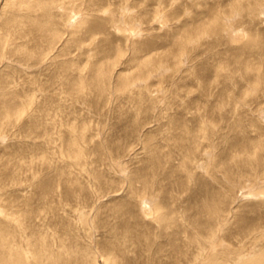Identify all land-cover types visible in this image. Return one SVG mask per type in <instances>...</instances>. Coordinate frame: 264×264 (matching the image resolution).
<instances>
[{
	"label": "rangeland",
	"instance_id": "1",
	"mask_svg": "<svg viewBox=\"0 0 264 264\" xmlns=\"http://www.w3.org/2000/svg\"><path fill=\"white\" fill-rule=\"evenodd\" d=\"M0 1V38L5 39L0 42V118L8 103L18 112L13 124L0 131V210L26 204L31 218L43 215L47 224L54 220L61 239L83 264L99 261L104 249L113 251L108 264H192L198 254L197 229L203 228L216 230L220 244L213 250L221 260L233 257L231 262L238 263L236 255L245 245L252 247L249 260L258 256L264 263V183L233 167L245 152L263 149L264 160V0H45L50 2L48 20L63 33L52 50L42 34L27 29L32 14L17 6L25 0ZM129 4H136L137 11L126 26L118 10ZM235 6L243 7L234 31L243 33L242 43L227 44L223 21L220 33L202 46L188 40L191 33L186 34L188 46L177 47L184 32H195L214 12L233 17ZM13 18L21 23L18 30L7 28ZM255 33L259 46L245 47ZM211 43L216 45L211 48ZM135 46L154 49L153 58L144 57L139 69L131 62ZM177 48L185 64L175 59ZM100 65L113 68V85H101L108 90L102 98L91 86ZM119 77L125 90L110 91ZM43 131L56 132V146H49L48 153L56 171L43 170L30 188L11 185L13 177L32 181L26 166L21 171L14 166L45 147L44 139H38ZM196 141L203 146L188 177L181 168L183 150ZM156 156L160 167L153 164ZM224 168L235 170L231 184L220 171ZM145 174L164 187L156 200L141 199L133 190H141L138 181ZM59 179L56 196L51 189ZM140 200L162 208L171 220L168 232L161 233ZM215 206L225 207L224 216L217 224H205ZM84 216L93 220L88 229ZM116 234L128 237L117 239Z\"/></svg>",
	"mask_w": 264,
	"mask_h": 264
},
{
	"label": "bare ground",
	"instance_id": "2",
	"mask_svg": "<svg viewBox=\"0 0 264 264\" xmlns=\"http://www.w3.org/2000/svg\"><path fill=\"white\" fill-rule=\"evenodd\" d=\"M9 1V0H8ZM50 1V0H49ZM56 1V0H54ZM53 1V2H54ZM1 2V1H0ZM3 2V0H2ZM91 2V0H90ZM252 2V1H251ZM5 3V2H4ZM17 6L18 8L23 7V9H26L29 13V15H36V17H33L31 15V18H29V16L27 18L28 19V28L30 34L33 33V31L38 32L40 34L43 35V41H45L46 45H50L52 49L55 48V45L58 43V41L61 39V35L63 34L60 30H59V26L55 25L54 26V21L52 22L49 21L50 18L49 17V5L50 2H47L45 0H25V1H17ZM73 3V1L71 2ZM134 3V2H133ZM91 5V4H90ZM253 5V4H252ZM216 6V5H215ZM120 7V6H119ZM17 8V9H18ZM103 8V7H102ZM133 9V10H132ZM137 9V5L136 4H129L126 5L125 8H119L118 12H120V18L121 20L124 19V24L127 25H132L133 23H131V18L133 17L135 20V16H136V10ZM188 9V8H187ZM234 12H236L233 17H229L227 16V14L222 13V11H220L221 15H217V12L214 14H212L211 18L207 17V22L208 23H202L199 26H195L196 30L195 32L191 30H188L186 32H184L183 34V39H181V41H178L176 44L178 45L177 47H181L182 45L188 46L187 42H185L186 39V34L191 35L194 34L193 36L188 37V40H194V47L198 45H201L203 42L207 41L206 39H209V37H211L212 35H218L220 33V29L222 26H220V23H222L223 21H225V24L223 25V28H225L227 30L228 37L226 38V42L229 45H234V43H242L240 35L242 36V34H237L234 33L235 28H237L238 26H235V23L237 21H240L239 18L240 17V10H243V7H238L235 6L234 8ZM258 9V8H257ZM68 10V8H67ZM129 10H132L133 12L129 15L128 12ZM25 11V10H24ZM102 11V10H101ZM264 11V10H263ZM23 12V11H22ZM21 12V13H22ZM86 12V11H85ZM227 12V11H226ZM20 13V12H18ZM27 13V12H26ZM38 13H41V17L39 16ZM15 14V13H13ZM124 14V17L122 16ZM189 15V13H188ZM14 16V15H13ZM20 16V15H19ZM18 17V16H17ZM15 17V18H17ZM22 17L24 18V16L22 15ZM243 17V16H242ZM20 18V17H18ZM17 18V19H18ZM22 18V19H23ZM58 18V17H57ZM110 18V17H109ZM137 18V17H136ZM26 19V18H25ZM49 19V20H48ZM111 19V18H110ZM119 19V18H118ZM117 19V20H118ZM24 20V19H23ZM232 20L234 21V23L232 24ZM105 21V20H104ZM138 21V20H137ZM197 21V20H196ZM206 21V20H205ZM236 21V22H235ZM20 22V21H19ZM113 20V23L116 25L117 22ZM119 22V20H118ZM134 22V21H133ZM203 22V21H202ZM102 23V22H101ZM239 24V22H237ZM21 23L16 22V19H10V21L8 22L7 28L9 26V29H13L16 28L18 30V27L20 26ZM25 24V21H24ZM23 24V25H24ZM236 24V25H238ZM26 25V24H25ZM104 25V24H103ZM119 25V24H118ZM219 25V26H218ZM211 26H216L215 30H211L210 32V28ZM122 27V26H121ZM219 27V28H218ZM193 28V27H191ZM202 28V29H200ZM26 29V27H25ZM61 29V26H60ZM121 29V28H120ZM122 29H128V27H122ZM245 29V28H244ZM75 30V29H74ZM204 31V35L202 34ZM244 31V30H243ZM13 32V31H12ZM14 32H16L14 30ZM20 32V31H19ZM28 32V35H29ZM35 32H34V37H35ZM123 32V31H122ZM188 32V33H187ZM25 33V32H24ZM62 33V34H61ZM76 34L78 32H75ZM89 33V32H88ZM259 33V32H258ZM9 34V33H8ZM86 34V33H85ZM27 35V34H26ZM39 34H37L38 36ZM94 35V34H93ZM182 35V34H181ZM225 35V34H224ZM33 37V38H34ZM96 37V36H95ZM258 35L255 33L253 36L250 37V39L247 41V43L245 44V47L248 48H254L255 46H259L260 44V38H257ZM4 38V37H3ZM2 38V39H3ZM213 38V37H212ZM36 39V38H35ZM88 39V38H87ZM214 39V38H213ZM246 39V38H245ZM260 39V40H259ZM1 40V38H0ZM5 40V39H4ZM1 40L0 42L4 41ZM85 40V39H84ZM190 40V41H191ZM217 44L220 43L221 40H214ZM83 42V41H82ZM81 42V43H82ZM184 42V43H183ZM216 43H211L209 46L211 48H213L214 45H216ZM74 45L79 46V40H75L74 41ZM73 45V46H74ZM180 45V46H179ZM196 45V46H195ZM220 45V44H219ZM4 47V44H0V48ZM72 46V45H71ZM81 46V45H80ZM184 46V47H185ZM202 46V45H201ZM45 48V46H44ZM70 48V47H68ZM186 48V47H185ZM153 50H151V48L144 50L141 48H137V46H135L133 48V57L131 62L135 63L136 65V69L141 68L142 66V61L143 58L148 56L150 58V60L153 58ZM187 51V50H186ZM184 51V52H186ZM46 52V50H45ZM65 52V51H64ZM122 51H120L119 46L116 48V53H121ZM70 53V51H69ZM175 54V59L178 61H183L182 57H181V53L179 54V49L177 48V50L175 52H173ZM105 54V58H109L110 55L109 53H104ZM108 54V55H107ZM153 54V55H152ZM9 55V54H8ZM64 55V54H63ZM119 55V54H118ZM188 55V54H187ZM65 56V55H64ZM121 55L118 56V58ZM241 56V55H240ZM35 59V58H34ZM37 59V58H36ZM242 59V58H240ZM239 62V61H238ZM237 62V63H238ZM242 62V61H241ZM262 62V60L260 61V63ZM185 64V63H184ZM251 64V63H249ZM263 64V63H261ZM174 65V63H173ZM259 65V64H258ZM252 66V65H251ZM93 67V66H92ZM241 67V66H240ZM239 67V68H240ZM242 68V67H241ZM246 68V66H245ZM73 69V68H72ZM86 69V68H85ZM95 70V69H94ZM222 71V70H221ZM245 71V70H244ZM93 72V71H92ZM113 72V68H107L106 66H101L100 67H96V70L94 73H96L95 75V79L92 82V87L95 90V94L99 95L100 98L105 97L104 95L108 94V90L105 89V87H102L101 85L104 84H112L110 83L111 79H110V73ZM233 72V71H232ZM71 73V72H70ZM230 73V72H229ZM235 75V73H234ZM254 75V74H253ZM145 76V75H144ZM244 76V75H243ZM243 76H241L243 78ZM157 77V76H156ZM245 77V76H244ZM249 77V76H248ZM262 77H264V71L262 72ZM70 81V80H69ZM68 81V82H69ZM263 81V80H262ZM67 82V83H68ZM232 82V81H231ZM250 82V79H249ZM66 83V84H67ZM125 83L124 78L119 77L115 83V87H113V89H111L110 86V91L114 90V92H116L117 90L119 91H124L125 87L123 86ZM64 84V83H63ZM72 84V83H71ZM81 84V83H80ZM40 85V84H39ZM74 85V84H73ZM72 85V86H73ZM113 85V84H112ZM43 87V86H42ZM80 87V86H79ZM83 87V86H82ZM86 87V86H85ZM74 88V87H73ZM72 88V89H73ZM78 89V88H77ZM70 90V89H69ZM68 90V91H69ZM74 90V89H73ZM90 90V89H89ZM71 91V90H70ZM73 92V91H72ZM83 92V91H82ZM88 92V91H87ZM230 92V90H229ZM69 92H67L68 94ZM74 93V92H73ZM85 93V92H84ZM69 96V95H68ZM74 96V95H73ZM7 104V103H6ZM9 104V108L6 110L7 112L4 113V115L0 118V131L4 128H6L7 126H10L13 124V120L16 118V116H18V112L17 110L14 109V106ZM44 104V103H43ZM6 106V105H4ZM7 107V106H6ZM48 107V106H47ZM44 107V108H47ZM43 109V108H41ZM48 110V109H47ZM45 112V111H44ZM137 112L140 113L139 110H137ZM3 113V112H2ZM138 113V114H139ZM137 114V116H138ZM44 116V115H43ZM46 117V116H45ZM202 117V116H201ZM19 118V117H18ZM43 120L41 121H46L45 118L42 117ZM54 118L51 120V122H53ZM37 123V122H36ZM41 123V122H40ZM45 123V122H44ZM45 125V124H44ZM201 125V124H200ZM42 127V123L41 125H39ZM13 127V126H12ZM207 127V126H206ZM41 129V128H40ZM50 129V128H49ZM44 130V129H43ZM54 131V130H53ZM53 131H50V133L48 132H42L41 133V139L43 140V146L45 144V147H41L40 146V150L35 151L34 153H31L28 161L23 160L24 157L20 158V161H18V165L17 167H15V169H17L18 171L23 170V168L26 166V168H28V170H25L26 173H30L31 177H33L32 181H29L27 177H25V179L20 182L17 178L13 177L12 179V184L11 185H20L22 184L23 186H28L29 188L32 186V182L35 178L34 176H39V174L43 171V170H48V169H52V171H56V166L53 165V160L52 158L48 155L49 153V146L53 145L56 146L53 137L55 135V133H53ZM196 132V131H195ZM82 134V133H81ZM197 134V133H196ZM194 136V135H193ZM205 137H201V139H204ZM54 139V140H53ZM194 139V138H193ZM192 139V140H193ZM197 139V138H196ZM200 139V137H199ZM197 139V140H199ZM200 139V140H201ZM178 140V139H177ZM179 141V140H178ZM183 142V140H180V142ZM194 141V140H193ZM211 142V140H209ZM208 141V142H209ZM179 142V143H180ZM201 142V141H200ZM184 143V142H183ZM191 143V141H190ZM198 141L193 142V147L190 148H184V152L185 154L183 155V162L182 163V169L183 172H186V176L190 177V175L193 172V164L194 163H199V158L197 156V152L198 150L203 146H200V144H197ZM212 143V142H211ZM174 145V143H173ZM181 145V144H179ZM209 145V144H208ZM211 145V144H210ZM39 146V145H38ZM177 146V145H176ZM189 147V146H188ZM207 147V146H206ZM179 148V147H178ZM182 148V147H181ZM263 148V147H262ZM58 149V148H57ZM177 149V148H176ZM202 149V148H201ZM258 150V152H245V154L241 157V158H236V164L233 166L235 168L236 171L240 170L239 175L241 176H247L248 179H255L256 182L260 183L263 182L264 183V160L262 158V151ZM60 151V150H59ZM58 151V152H59ZM182 151V152H183ZM203 151V150H202ZM154 152V151H153ZM51 153H56V151H52ZM22 155V154H21ZM59 156V155H58ZM61 156V154H60ZM200 156V155H199ZM66 158L69 157L65 156ZM71 157V156H70ZM113 157V156H112ZM59 158V157H58ZM57 158V159H58ZM170 159V158H169ZM155 161L153 162V164H155L156 166L158 165L160 167L161 165V159L156 156ZM59 161V160H58ZM80 162V161H79ZM58 163V162H57ZM211 163V162H210ZM209 163V165H211ZM71 164V163H70ZM84 164V163H83ZM72 166V164L70 165ZM80 166V165H78ZM75 167V166H74ZM206 167H208L206 165ZM38 168V169H37ZM76 168V167H75ZM196 168H199V166H196ZM37 169V171H36ZM232 171V168H224L223 170H220L223 174V176L226 178L227 183L231 184L233 179H234V171ZM245 170V173L243 172ZM11 171V170H10ZM74 171V168H73ZM75 172V171H74ZM219 172V171H218ZM237 173V174H238ZM71 174V173H70ZM16 175V174H15ZM19 175V174H18ZM52 175V174H51ZM58 177L60 176L57 173ZM148 175V174H147ZM20 176V175H19ZM56 176V175H54ZM150 176V175H149ZM157 176V175H155ZM21 178V176H20ZM24 178V177H23ZM22 178V179H23ZM27 178V179H26ZM55 178V177H54ZM61 178V177H59ZM158 178V177H157ZM57 179V177H56ZM179 179V178H178ZM157 180V179H156ZM132 182V181H131ZM132 187H133V183ZM59 183H60V179L59 181L56 180L54 182V186H52L51 189V194L58 196V191H59ZM138 183L140 184V188L141 190H135L133 188V190L135 191L136 195H140L139 198L141 199H155L157 197L158 192H160V190H162L164 187L161 186L160 181L159 184L155 181L154 177L149 178L148 176L143 175V177H140ZM129 184V185H130ZM10 185V184H9ZM50 186V187H51ZM27 187V188H28ZM131 187V186H130ZM134 187H135V183H134ZM136 188V187H135ZM42 192L45 193L44 189H41ZM164 190V189H163ZM219 192V191H218ZM46 194V193H45ZM134 194V193H132ZM220 194V193H219ZM217 195V194H216ZM223 196V195H222ZM53 197V196H52ZM217 197V196H216ZM221 197V196H220ZM218 195V198H220ZM51 198V197H50ZM223 198V197H222ZM49 199V198H48ZM57 199V198H56ZM207 200V199H206ZM213 200V199H212ZM214 200H216L214 198ZM213 200V201H214ZM223 200V199H222ZM13 201V200H12ZM152 201V200H151ZM208 201V200H207ZM206 201V202H207ZM220 201V200H219ZM11 202V201H10ZM16 202V201H13ZM140 202H142L140 200ZM149 201H143L142 205H143V211L147 212L149 217H151L153 219V222L157 225V227L159 228V230H161L163 232H168V229H170V227H172V224L170 223L171 220H169L168 216L165 213L161 212V207L157 204L154 207H151L148 203ZM223 202V201H220ZM154 203V202H153ZM212 203V201H211ZM226 203V202H225ZM224 203V204H225ZM14 204V203H13ZM11 204V205H13ZM61 204V203H60ZM203 204V203H202ZM209 204V203H208ZM222 204V203H219ZM8 205V204H7ZM16 205V204H15ZM14 205V206H15ZM217 205V204H216ZM13 206V207H14ZM206 206V205H205ZM9 207L10 203H9ZM8 207V208H9ZM47 207V206H46ZM59 207V206H58ZM216 208L213 207L212 210L209 211V213H207V223L205 224H210V223H215L217 224L218 222H220V218H222L225 214V207L224 209H220L219 207L217 208V206H215ZM36 208V207H35ZM60 208V207H59ZM6 209V208H5ZM11 209V208H10ZM9 212L6 211H2L0 210V216H2V221L0 222V264H83L80 261H76L74 258V250L72 249V247L67 243L66 239H61L62 237H60L59 235V226L57 225L56 222L50 223V221H48L49 223L47 224L44 218H41L42 216L39 215L35 218H31V213H30V209L29 207L24 204V206L22 207H15L14 209L10 210ZM45 210V209H43ZM35 211V210H34ZM37 211V210H36ZM47 211V210H46ZM45 211V212H46ZM59 211V210H58ZM40 212V210H39ZM55 212V210H54ZM38 213V212H37ZM50 213V212H49ZM48 213V215H49ZM87 213V212H86ZM58 214V213H57ZM84 214V213H83ZM88 215V214H87ZM53 216V215H51ZM175 216V215H174ZM57 217V216H56ZM80 217V216H78ZM148 217V218H149ZM48 218V216H47ZM90 217L88 216H84L81 221L82 223L85 225V227L88 225H91L92 221H90L89 219ZM174 219V218H173ZM51 220V219H50ZM80 222V221H79ZM181 222V221H180ZM183 222V220H182ZM81 223V225H82ZM94 223V222H93ZM184 223V222H183ZM182 224V223H181ZM180 225V224H179ZM38 226V227H36ZM83 226V225H82ZM86 227V228H87ZM90 227V226H89ZM94 228V227H93ZM202 228V227H201ZM85 229V228H84ZM88 229V228H87ZM86 230V229H85ZM94 230V229H93ZM88 231V230H87ZM180 234V233H179ZM197 234L199 236V241L196 243V249H197V257H195V261L192 264H233L231 262V260L233 259L232 255V259L229 258L228 260H221L219 256H216V252H215V248L214 247H218V245L220 244V242L218 243L217 240V233L216 230H210V228H208V230L206 231L204 228L203 229H197ZM264 235V232L261 233V236ZM117 239L120 238H127V234H125V236H123V234L121 236H119V234L114 235ZM187 236V235H186ZM260 236V237H261ZM258 237V236H255ZM254 237V238H255ZM260 237L255 238V240L258 241V239L260 240ZM147 238V237H146ZM253 238V237H252ZM239 239V238H238ZM69 240V239H68ZM223 240V238H221V241ZM119 241V240H118ZM225 241V240H224ZM254 241V240H253ZM123 242V240H122ZM223 243V242H222ZM244 243V242H243ZM247 243V242H246ZM244 243V244H246ZM253 244V242H252ZM74 245V244H73ZM223 245V244H222ZM225 246V245H223ZM230 245H228L229 247ZM251 246V245H250ZM77 247V246H76ZM227 247V246H226ZM227 247V248H228ZM245 249L244 252H239L238 255H236V259L238 261L237 264H264L262 263L263 259L261 260L260 258H258V256H253L252 254V258H250V249L252 247H246L245 245H243L241 247V249ZM258 248V247H257ZM215 249V250H213ZM240 249V250H241ZM261 249V248H260ZM194 251V250H193ZM211 251L213 252L214 255H211ZM229 251L230 247H229ZM239 251V250H238ZM264 251V250H263ZM235 253V252H234ZM78 254V253H76ZM75 254V255H76ZM113 255V251L111 249H104L103 253H101V256L99 255V261L98 259H95L94 261L90 262V264H100V260H103V264H108L110 262V258ZM228 257V256H227ZM82 258V257H81ZM235 259V257H234ZM253 262H251V260H253ZM230 260V261H229ZM256 260V261H255ZM232 261H236V260H232ZM102 262V261H101ZM114 263V262H113ZM112 263V264H113ZM234 263V264H236Z\"/></svg>",
	"mask_w": 264,
	"mask_h": 264
}]
</instances>
